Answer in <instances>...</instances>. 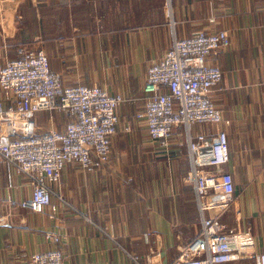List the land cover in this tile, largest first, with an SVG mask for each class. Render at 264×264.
<instances>
[{
	"label": "crops",
	"instance_id": "obj_1",
	"mask_svg": "<svg viewBox=\"0 0 264 264\" xmlns=\"http://www.w3.org/2000/svg\"><path fill=\"white\" fill-rule=\"evenodd\" d=\"M224 29L230 45L207 58L222 79L212 93L222 119L192 124L190 134L224 130L234 197L218 225L249 231L256 264L264 252V0H0V66L21 48L42 49L67 86L97 85L120 93L109 157L89 171L68 163L51 184L56 209L20 206L32 185L0 161V264L25 263L51 249L46 231L61 236L64 264H146L151 249L171 262L201 233L186 128L165 142L150 138L137 117L144 108L147 68L173 38ZM0 98L9 103L0 88ZM38 131L63 130L65 111L34 114ZM61 197V198H60Z\"/></svg>",
	"mask_w": 264,
	"mask_h": 264
},
{
	"label": "built area",
	"instance_id": "obj_2",
	"mask_svg": "<svg viewBox=\"0 0 264 264\" xmlns=\"http://www.w3.org/2000/svg\"><path fill=\"white\" fill-rule=\"evenodd\" d=\"M229 45L226 30H200L189 37L173 38L163 56L147 68V96L137 117L145 122L153 140L165 142L178 126L187 129L191 168L186 181L194 186L202 227L200 235L170 263L154 248L146 256V264H227L254 257V240L248 230L221 228L217 222L219 210L227 208L232 199L233 175L203 168L230 160L226 132L192 136L189 130L192 124H216L222 119L212 97L222 70L206 60ZM0 88L9 99L5 103L0 98V161L11 164L32 185L31 196L20 201L21 207L54 211L51 184L58 182L66 164L77 163L91 171L109 157L117 109L125 98L97 85L63 84L51 71L45 52L30 48H21L15 58L2 63ZM40 110L65 111L69 115L65 128L38 131L33 116ZM44 237L55 247L31 254L23 264H64L61 236L46 231ZM255 257L256 264H264V252ZM133 259L141 264L137 257Z\"/></svg>",
	"mask_w": 264,
	"mask_h": 264
},
{
	"label": "rangeland",
	"instance_id": "obj_3",
	"mask_svg": "<svg viewBox=\"0 0 264 264\" xmlns=\"http://www.w3.org/2000/svg\"><path fill=\"white\" fill-rule=\"evenodd\" d=\"M234 197V194H233V196H232V198Z\"/></svg>",
	"mask_w": 264,
	"mask_h": 264
}]
</instances>
